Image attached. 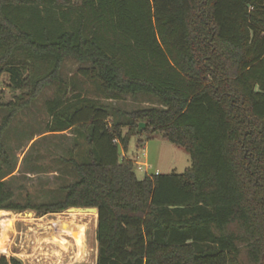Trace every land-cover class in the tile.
Wrapping results in <instances>:
<instances>
[{
  "label": "trees",
  "instance_id": "obj_1",
  "mask_svg": "<svg viewBox=\"0 0 264 264\" xmlns=\"http://www.w3.org/2000/svg\"><path fill=\"white\" fill-rule=\"evenodd\" d=\"M67 58L87 65L64 79ZM3 75L20 94L0 122V172L7 128L45 87L46 131L74 130L86 158L68 150L76 178L47 203L16 202L1 178L0 219L95 207V264H243L239 242L264 264V0H0ZM125 95L158 105L105 102ZM156 131L190 166L138 179L120 148Z\"/></svg>",
  "mask_w": 264,
  "mask_h": 264
},
{
  "label": "rangeland",
  "instance_id": "obj_2",
  "mask_svg": "<svg viewBox=\"0 0 264 264\" xmlns=\"http://www.w3.org/2000/svg\"><path fill=\"white\" fill-rule=\"evenodd\" d=\"M86 65L67 58L62 64L61 75L68 79ZM54 92L52 87L43 88L38 97L14 117L2 139L9 155L10 168L3 166L0 179L7 182L14 192V200L22 205L29 202L47 203L60 198L62 188L76 178L68 161V150L75 143H78L75 158L80 161L86 158L83 138L74 130L57 133L46 131L50 117L45 102L53 98ZM19 94L20 90L11 88L7 76L3 75L0 80V122L6 114L5 104ZM105 102L120 111L158 105L154 98L145 95H125L122 99ZM117 118L124 121L120 116ZM120 153L133 161L138 179L154 173H182L191 163L186 150L164 139L158 131L153 132L149 139L145 136L132 137L127 150L120 148ZM138 164L146 166L138 169ZM75 211L80 212L75 214L67 209L37 216L35 211L29 209L6 211L9 213L7 216H17L13 231L8 234L9 250L0 255L15 257L22 264H95L96 211L94 214L84 210ZM54 227L56 229L52 230ZM232 230L237 232V227L232 226ZM65 235L68 238L63 246L50 242L51 239L58 242ZM239 248L242 263L250 264L243 242H239Z\"/></svg>",
  "mask_w": 264,
  "mask_h": 264
},
{
  "label": "bare ground",
  "instance_id": "obj_3",
  "mask_svg": "<svg viewBox=\"0 0 264 264\" xmlns=\"http://www.w3.org/2000/svg\"><path fill=\"white\" fill-rule=\"evenodd\" d=\"M72 211L75 212V214H79V212H80V211H77L78 212L77 213L74 209H72ZM89 212L91 214H94L95 213V209H90ZM14 221H15V218L0 219V253L6 252V251L9 250V241L10 240L8 239V234H9V232L13 231ZM67 238H68V236L65 235L64 238L60 239L58 242L54 241L53 239H51L50 242H54V243H56V244H58L60 246H63L67 242Z\"/></svg>",
  "mask_w": 264,
  "mask_h": 264
},
{
  "label": "water",
  "instance_id": "obj_4",
  "mask_svg": "<svg viewBox=\"0 0 264 264\" xmlns=\"http://www.w3.org/2000/svg\"><path fill=\"white\" fill-rule=\"evenodd\" d=\"M144 126H145L144 122H140L139 123V128H142ZM72 209H74V210H84V211H88V212H89L90 209H95L96 214H97V208H95V207H70V208H68V210H72Z\"/></svg>",
  "mask_w": 264,
  "mask_h": 264
},
{
  "label": "built area",
  "instance_id": "obj_5",
  "mask_svg": "<svg viewBox=\"0 0 264 264\" xmlns=\"http://www.w3.org/2000/svg\"><path fill=\"white\" fill-rule=\"evenodd\" d=\"M141 166H146L145 164H138V169H140L141 168ZM156 174V173H155Z\"/></svg>",
  "mask_w": 264,
  "mask_h": 264
},
{
  "label": "crops",
  "instance_id": "obj_6",
  "mask_svg": "<svg viewBox=\"0 0 264 264\" xmlns=\"http://www.w3.org/2000/svg\"><path fill=\"white\" fill-rule=\"evenodd\" d=\"M95 216H96V215H95ZM54 229H56V228H55V227H54V228H52V230H54ZM57 229H58V228H57ZM52 230H51V231H52ZM51 231H48V232H51Z\"/></svg>",
  "mask_w": 264,
  "mask_h": 264
}]
</instances>
